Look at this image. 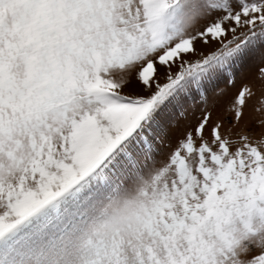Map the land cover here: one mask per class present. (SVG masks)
I'll return each instance as SVG.
<instances>
[{"label":"snow or ice","instance_id":"obj_1","mask_svg":"<svg viewBox=\"0 0 264 264\" xmlns=\"http://www.w3.org/2000/svg\"><path fill=\"white\" fill-rule=\"evenodd\" d=\"M0 264H264V0H0Z\"/></svg>","mask_w":264,"mask_h":264},{"label":"rangeland","instance_id":"obj_2","mask_svg":"<svg viewBox=\"0 0 264 264\" xmlns=\"http://www.w3.org/2000/svg\"><path fill=\"white\" fill-rule=\"evenodd\" d=\"M256 70H257L256 65H253V66L249 69V72H250L252 75H255ZM239 86H240V83H239V81H238L236 87L238 88ZM233 91H235V89H233ZM218 111H220V110H219V109L215 110V111H214V115H215V112H218ZM247 111H248V110H246V114H247Z\"/></svg>","mask_w":264,"mask_h":264}]
</instances>
